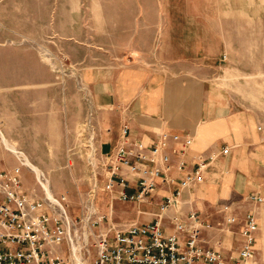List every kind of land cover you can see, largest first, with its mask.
I'll list each match as a JSON object with an SVG mask.
<instances>
[{
  "label": "rangeland",
  "instance_id": "1",
  "mask_svg": "<svg viewBox=\"0 0 264 264\" xmlns=\"http://www.w3.org/2000/svg\"><path fill=\"white\" fill-rule=\"evenodd\" d=\"M216 33L223 45L213 57V85L264 125V0H0V129L41 168L53 195L67 196L70 218L83 224L79 233L90 215L107 216L95 232L155 216L105 190L104 156L112 150L97 147L99 113L87 72L145 58L161 68H192L206 56L195 42ZM15 154L0 137L8 168L18 164ZM22 172L27 191L47 196L34 170L24 165ZM251 196L231 210L258 215L255 263L264 264V201ZM221 209L199 212L211 221L212 232L203 233L209 241L227 220Z\"/></svg>",
  "mask_w": 264,
  "mask_h": 264
},
{
  "label": "built area",
  "instance_id": "2",
  "mask_svg": "<svg viewBox=\"0 0 264 264\" xmlns=\"http://www.w3.org/2000/svg\"><path fill=\"white\" fill-rule=\"evenodd\" d=\"M129 134L125 124L121 143L104 156L105 190L113 200L140 203L153 197L161 183L171 181L167 174L172 167L170 140L180 141L181 135L165 132L152 145H145L131 140ZM191 143L190 137L184 140V146ZM15 157L18 164L12 168L0 157V264H79L74 246L80 248L85 264H256L260 224L253 210L240 216L228 206L221 209L227 215L226 222L219 223L222 230L234 232L233 227L239 226V247L235 250L223 247L220 240L211 244L203 234L211 224L198 210L182 209L183 192L201 181L206 159L201 158L196 169L165 197L153 220L122 227L109 222L95 232L93 228L107 216L90 215L89 226L79 233L83 224L69 219L67 196L53 200L27 191L24 161L17 154ZM179 165L183 168L186 160ZM251 199L264 201L257 194ZM171 207L174 212L167 216Z\"/></svg>",
  "mask_w": 264,
  "mask_h": 264
},
{
  "label": "crops",
  "instance_id": "3",
  "mask_svg": "<svg viewBox=\"0 0 264 264\" xmlns=\"http://www.w3.org/2000/svg\"><path fill=\"white\" fill-rule=\"evenodd\" d=\"M222 45L218 33L200 37L194 50L206 56L192 68H161L145 58L87 72L99 113L97 147L103 153L121 143L125 124L130 128L129 138L145 145H152L165 132L181 135L180 141L170 140L172 167L167 174L171 181L161 183L153 197L136 203L134 209L156 215L165 197L196 169L201 158L207 161L201 181L185 189L180 199L185 211L213 214L227 206L237 209L240 202L248 205L250 195L264 196V125L255 110L240 107L236 102L241 100L235 95L213 85V57L221 52ZM187 137L192 143L184 146ZM182 159L186 165L180 168ZM154 217L139 216L136 221L148 222ZM166 221L170 222L168 218ZM233 228L234 232L214 230L215 239L219 237L228 249L239 247V226ZM211 229L207 227L206 234ZM216 242L210 241L213 245Z\"/></svg>",
  "mask_w": 264,
  "mask_h": 264
},
{
  "label": "bare ground",
  "instance_id": "4",
  "mask_svg": "<svg viewBox=\"0 0 264 264\" xmlns=\"http://www.w3.org/2000/svg\"><path fill=\"white\" fill-rule=\"evenodd\" d=\"M0 137L1 140L3 141V143L6 144V146L12 150L14 153L18 154L19 156L23 157L22 160L24 161V165H27L29 168H31L32 170H34V172L36 173V175L38 176L39 180L41 181V183L44 185V188L46 190V194L48 196V198L51 199H56L57 197L53 195L52 190L50 188V183H49V178L47 176H45L44 172L41 170V168L34 164V162H32L22 151H20L16 145L14 143H12L7 135L0 129ZM46 196V197H47ZM95 205V203H94ZM69 219L70 215H69ZM74 255L77 258L79 264H85V261L81 258L80 256V248L77 246H74Z\"/></svg>",
  "mask_w": 264,
  "mask_h": 264
}]
</instances>
